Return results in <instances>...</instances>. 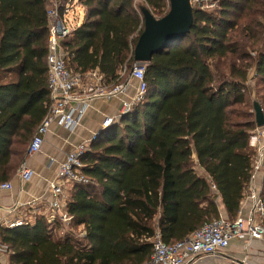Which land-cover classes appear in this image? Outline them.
Wrapping results in <instances>:
<instances>
[{"label": "trees", "instance_id": "obj_1", "mask_svg": "<svg viewBox=\"0 0 264 264\" xmlns=\"http://www.w3.org/2000/svg\"><path fill=\"white\" fill-rule=\"evenodd\" d=\"M142 1L56 0L62 18L75 2L85 11L62 41L68 69L123 81L144 31L142 10L158 19L170 10L168 0ZM211 2L193 4L190 33L146 65L144 103L88 144V182L68 184L70 224L45 214L34 224H0L9 264H147L157 233L172 245L223 210L238 218L257 154L255 100L264 111V0ZM50 7L0 0V184L14 178L50 113Z\"/></svg>", "mask_w": 264, "mask_h": 264}, {"label": "built area", "instance_id": "obj_2", "mask_svg": "<svg viewBox=\"0 0 264 264\" xmlns=\"http://www.w3.org/2000/svg\"><path fill=\"white\" fill-rule=\"evenodd\" d=\"M191 3L199 5L201 0H191ZM207 3L209 7L215 6L211 0H207ZM70 10L69 7L64 18L59 15L56 5H52L47 11L50 30L47 57L48 84L52 104L48 117L31 141L28 157H33L42 151L46 136L53 126L74 132L93 102L121 98L119 116L106 117L102 130L95 133L91 141L119 122L133 108L142 105L146 98L145 67L147 63L134 62L128 74V68L126 66L122 68L120 79L126 78L113 86L108 85L98 71L82 75L68 69L62 41L70 35L73 28L67 19L70 17ZM89 143H81L68 153L56 177L49 183L51 214L48 218L50 222L58 218L62 223L70 224L71 218L66 210L69 197L67 186L71 183L88 182L81 171L83 168L81 159ZM250 144L256 149L257 154L253 164L252 181L246 191L238 218L231 221L221 216L220 219L206 223L188 239L172 245L164 243L160 234L157 233L153 238V255L147 264H192L205 256L222 255L233 241L245 246L254 242L264 245V128H257L251 136ZM33 175L34 172L25 163L17 173V177L23 181H29ZM259 179L261 183L257 182ZM12 187L11 182L0 184V193L10 191ZM244 205L248 207L247 214H244ZM23 224L24 221H16L8 223L7 226L17 227ZM7 257H9V248L0 242V264H9L4 261Z\"/></svg>", "mask_w": 264, "mask_h": 264}, {"label": "crops", "instance_id": "obj_3", "mask_svg": "<svg viewBox=\"0 0 264 264\" xmlns=\"http://www.w3.org/2000/svg\"><path fill=\"white\" fill-rule=\"evenodd\" d=\"M48 1L53 6L56 5V0ZM71 25L74 27L73 24ZM120 103L119 97L110 101L93 102L74 132L53 126L46 136L42 151L33 157H28L24 162L34 172L33 177L29 181H23L17 177V172L10 181L13 185L12 190L0 193L1 224L7 226L8 223L25 220L34 224L36 216L43 214L50 216L49 183L56 177L60 165L77 145L91 142L93 135L102 130L106 117L119 116ZM257 182L261 183V180ZM243 209L244 214H247V205H244ZM222 217L226 218L224 210ZM231 248L239 256L252 252L253 255L263 256L262 260H264L262 243L254 242L245 246L233 241L229 249ZM221 259V255L205 256L192 264H223ZM252 259L255 260V257ZM4 261L8 262V257Z\"/></svg>", "mask_w": 264, "mask_h": 264}, {"label": "water", "instance_id": "obj_4", "mask_svg": "<svg viewBox=\"0 0 264 264\" xmlns=\"http://www.w3.org/2000/svg\"><path fill=\"white\" fill-rule=\"evenodd\" d=\"M168 1L170 10L163 18L158 19L149 10H142L145 27L134 49L135 63L148 64L154 54L190 33L194 22L191 0ZM254 113L257 127L264 128V111L257 100Z\"/></svg>", "mask_w": 264, "mask_h": 264}, {"label": "rangeland", "instance_id": "obj_5", "mask_svg": "<svg viewBox=\"0 0 264 264\" xmlns=\"http://www.w3.org/2000/svg\"><path fill=\"white\" fill-rule=\"evenodd\" d=\"M140 2L143 3L142 0H140ZM204 7L206 9L215 8V6L209 7L208 4H205ZM68 18L70 19V24L79 25L84 21L85 11L83 8H81V6L77 2H75L73 4V6H71L70 17H68ZM69 186H68V189H70ZM79 234H80V232L76 231L77 237H80ZM81 236H82V234H81ZM237 253H239V252H237ZM251 253L245 254L243 256H239V254H235V252H233L232 248H231V249H228L227 251H225L221 255V257H222L221 262L223 264H264V260H262L263 256H261L259 254L253 255ZM252 257H255V260H253Z\"/></svg>", "mask_w": 264, "mask_h": 264}]
</instances>
